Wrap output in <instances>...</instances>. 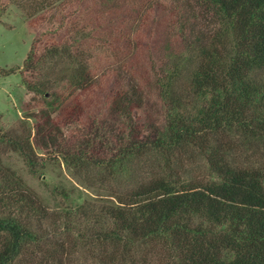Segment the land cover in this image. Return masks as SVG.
I'll return each mask as SVG.
<instances>
[{
	"label": "trees",
	"instance_id": "trees-1",
	"mask_svg": "<svg viewBox=\"0 0 264 264\" xmlns=\"http://www.w3.org/2000/svg\"><path fill=\"white\" fill-rule=\"evenodd\" d=\"M190 2L208 20L207 36L186 19L176 32L180 51L145 53L164 122H139L143 93L117 83L106 118L92 119L62 153L85 188L108 193L80 191L70 202L66 191L44 234L34 218L48 214L0 164V264H75L79 253L92 256L80 264H264V0ZM37 55L33 47L26 72L55 60L62 75L53 83L22 76L24 86L57 99L64 93L54 89L66 84L73 123L98 73L69 42ZM51 116H39L42 131ZM8 142L34 166L24 146Z\"/></svg>",
	"mask_w": 264,
	"mask_h": 264
},
{
	"label": "rangeland",
	"instance_id": "rangeland-1",
	"mask_svg": "<svg viewBox=\"0 0 264 264\" xmlns=\"http://www.w3.org/2000/svg\"><path fill=\"white\" fill-rule=\"evenodd\" d=\"M199 13L190 0H0V139H4L0 164L6 168L1 175L18 179L46 211L48 218L42 223L34 218L41 233L52 231L55 213L66 205V191L72 193L70 202L82 197L80 191L93 197L108 193L109 188H85L67 169L62 153L68 142L88 132L92 119L106 118L109 93L117 83L135 84L143 93L139 122L159 126L164 122V105L145 53L165 58L180 51L176 32L186 19H192L189 23L197 33L207 36L211 27ZM66 42L74 52L84 54L85 61L88 57L98 73L97 82L81 98L83 114L71 118L73 123L66 121V84L54 89L64 93L55 99L50 93L45 98L28 92L22 80V76L51 83L58 79L62 73L55 60L41 64L37 72H26L24 62L33 47L40 59L47 48ZM42 112L52 115L47 131L41 130ZM112 122L107 130L118 127L113 128ZM8 141L24 146L34 166ZM87 258L92 256L79 253L75 261L80 264Z\"/></svg>",
	"mask_w": 264,
	"mask_h": 264
}]
</instances>
